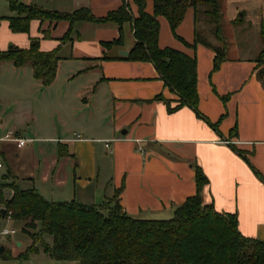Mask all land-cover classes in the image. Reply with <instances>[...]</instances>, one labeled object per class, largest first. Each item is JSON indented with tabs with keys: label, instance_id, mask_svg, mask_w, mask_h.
I'll return each mask as SVG.
<instances>
[{
	"label": "crops",
	"instance_id": "1",
	"mask_svg": "<svg viewBox=\"0 0 264 264\" xmlns=\"http://www.w3.org/2000/svg\"><path fill=\"white\" fill-rule=\"evenodd\" d=\"M18 1L59 11L89 8L97 17L124 2ZM127 1L137 16L138 6ZM146 1L152 12L154 1ZM254 2L238 13L230 11L228 0H219L226 54L217 71L213 47L219 41L209 18L190 8L177 28L189 43L203 32L200 39L207 44L195 49L174 36L165 17L159 18L160 46L197 57L198 108L204 117L189 106L170 113L156 97L177 95L155 66L125 59L135 44L132 23L124 25L121 44L107 47L105 42L121 36L112 23L81 22L72 39L63 41L68 21L33 20L28 33L14 32L7 17L16 12L0 13V52L29 48L33 38L42 51L61 45L57 78L49 86L35 78L30 63L16 67L0 59V71L15 81L0 85V169L10 177L4 181L13 177L21 189L35 188L49 201L83 205H100L121 188V203L130 216L170 219L197 191V164L209 179L204 203L224 214L236 213L241 233L264 241V60L259 61L264 1ZM254 26L262 41L257 53L247 44ZM9 131L27 139L26 144L4 139ZM4 193L9 199L13 190Z\"/></svg>",
	"mask_w": 264,
	"mask_h": 264
},
{
	"label": "trees",
	"instance_id": "2",
	"mask_svg": "<svg viewBox=\"0 0 264 264\" xmlns=\"http://www.w3.org/2000/svg\"><path fill=\"white\" fill-rule=\"evenodd\" d=\"M133 1L139 9L137 16L132 14L129 2L124 0L118 9L97 17L89 8L59 11L9 0L16 15L7 19L12 31L25 33L29 32L33 20L68 21L70 26L62 37L63 41L72 39L81 22L112 23L119 26L121 36L105 42L107 47L121 44L124 25L132 23L135 44L125 59L151 62L155 66L165 84L177 95L175 99L156 97L166 102L170 113L189 106L197 115L204 117L198 108L197 57L173 47L160 46L159 18L165 17L174 36L195 49L198 43H207L200 39L198 32L195 41L189 43L177 34V28L190 8L198 13L200 5H207L206 14L215 24V36L220 43L213 47L216 52L213 71H217L226 54L219 0H153L152 12L147 11L146 0ZM60 48L61 45L51 51H42L39 39L33 38L29 48L13 46L0 52V59L12 61L16 67L30 63L35 78L49 86L57 78ZM262 60L264 49L259 56V61ZM211 125L217 128V124ZM194 167L197 191L175 209L170 219L130 216L121 203V188L100 205L53 202L35 188L21 189L13 177L12 182H5L10 178L6 174L0 182V222L2 218L25 221L23 231L31 236L34 243L25 255L19 256L24 259L39 252L36 246L39 243L51 258L74 264H264V241L243 235L236 213L224 214L213 204L204 203L202 192L209 179L199 165ZM8 187L13 190L9 199L4 193ZM2 209L6 210L4 217ZM46 236L52 237V242H48ZM2 255L8 257L6 250Z\"/></svg>",
	"mask_w": 264,
	"mask_h": 264
},
{
	"label": "rangeland",
	"instance_id": "3",
	"mask_svg": "<svg viewBox=\"0 0 264 264\" xmlns=\"http://www.w3.org/2000/svg\"><path fill=\"white\" fill-rule=\"evenodd\" d=\"M254 1L261 2V0H251V1H248V0H228V4L230 7L229 9L232 12L237 11L238 13H241L247 4H249V3L253 4V3H255ZM208 8L209 7L207 5H200L198 7V13H199V16H201V17L206 16L210 20V16L206 14V10ZM0 13H6V14L12 13V11L10 10V7H9V0H0ZM198 13H197V16H198ZM210 22H212V21L210 20ZM236 30H237V32H236L237 36L240 35L239 34L240 29H238V27H237ZM210 33L214 35L212 28L210 29ZM201 34H203V32ZM201 34L199 33L200 38H201ZM241 35H244V34H241ZM248 37H249V39H248L247 44L251 48V51L257 53V51H259V49L262 48V41L258 35V27L257 26H254L249 30ZM241 39H243V37ZM239 41L242 42V40H240V39H239ZM219 45H220V43L217 44L216 47H218ZM4 82H6L8 84L10 83V85H11V83H14L15 81H14V79L10 78L9 74L4 75V71L1 70L0 71V85H2ZM8 104H9V102H8ZM13 106H15V104ZM18 106H19V104H17V107ZM0 109H3V107L1 105H0ZM17 152H18V149H16V148L13 149L11 152L12 157L14 155H16ZM36 153H37V150L35 149L34 154H36ZM5 171H6V169H3V170L0 169V181L3 180V175L1 173H4ZM24 225H25V221H14L12 219L2 218V225L0 226V231L3 228L8 227L10 229H14L16 231V233L14 235L1 236L0 237V246L5 247L6 254H7L6 256H8V257H4L2 255V253H0V264H71L70 262L58 261V260L51 258L48 254L44 253V251L40 247L39 243L36 244V246L39 247V252H34V253L28 255L27 259L20 258L19 256L25 255L27 253L28 248L30 246H32L34 243L31 236L28 233L23 231ZM46 240L48 242H52V237L46 236ZM20 242L22 244H19Z\"/></svg>",
	"mask_w": 264,
	"mask_h": 264
},
{
	"label": "built area",
	"instance_id": "4",
	"mask_svg": "<svg viewBox=\"0 0 264 264\" xmlns=\"http://www.w3.org/2000/svg\"><path fill=\"white\" fill-rule=\"evenodd\" d=\"M15 133H14V131H9L6 135H5V137H4V139H12V138H14V140L15 141H17V143H18V146L19 147H21V146H23V145H25L26 144V142H27V139H24V138H16L15 136ZM3 167V163H2V161H1V159H0V168H2ZM10 219V218H9ZM16 233V231L14 230V229H10V228H3L1 231H0V237L1 236H10V235H14Z\"/></svg>",
	"mask_w": 264,
	"mask_h": 264
},
{
	"label": "water",
	"instance_id": "5",
	"mask_svg": "<svg viewBox=\"0 0 264 264\" xmlns=\"http://www.w3.org/2000/svg\"><path fill=\"white\" fill-rule=\"evenodd\" d=\"M1 213H2V217H4L5 216V213H6V210L5 209H2L1 210ZM19 244H21V243H19ZM4 250H5V247L4 246H0V253H3Z\"/></svg>",
	"mask_w": 264,
	"mask_h": 264
}]
</instances>
